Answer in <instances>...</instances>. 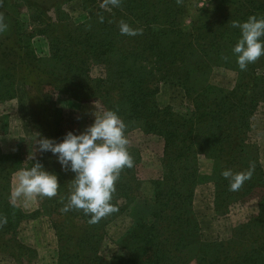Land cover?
Returning a JSON list of instances; mask_svg holds the SVG:
<instances>
[{"label": "trees", "instance_id": "obj_1", "mask_svg": "<svg viewBox=\"0 0 264 264\" xmlns=\"http://www.w3.org/2000/svg\"><path fill=\"white\" fill-rule=\"evenodd\" d=\"M195 1L120 0L113 7L105 0L108 9H104L95 0H80L88 16L77 25L62 14L52 20L44 15L45 9L37 10L38 21L31 29L17 25L18 36L22 29L28 39L42 35L49 45L47 56L35 60L32 68L25 66L38 71L36 83L43 90L40 94L29 84L32 88L26 94L30 122L39 138L59 141L64 135L59 129L62 122H72L64 120L49 99L56 89L79 101L96 102L102 112L115 111L126 125L125 133L138 128L160 136L163 172L150 181L151 196L144 202L134 166L122 169L112 199L117 211L91 223L81 209L61 210L75 174L63 170L56 157L43 153L26 161L18 152L0 147V218L6 219L0 224L1 255L19 264L24 257L33 258V249L18 236L19 226L44 215L55 234L54 264H264V172L259 147L244 137L254 97L264 91V75L252 72L263 56L241 71L232 53L240 37L232 22L264 16V0H219L217 13L211 15ZM186 18L191 20L187 24ZM121 21L141 31L134 36L121 34ZM9 49L0 44V101L15 97V81L23 86L29 82L30 70L13 75L7 66L3 57ZM93 63L101 65L103 73L92 76ZM214 66L236 72L231 89L208 81ZM162 82L183 88L192 108L189 116L158 108L154 94ZM43 120L51 124L48 133L41 128ZM199 158L209 162L203 173ZM35 160L57 174L60 186L56 196L36 198L37 208L24 213L8 201L9 180L13 172ZM250 165H254L251 178L238 191L230 190L222 172H243ZM208 181L217 215H229L243 202L257 199V211L230 228L225 240H202L192 210L196 185ZM125 212L133 222L116 241L117 252L108 251L106 227Z\"/></svg>", "mask_w": 264, "mask_h": 264}, {"label": "rangeland", "instance_id": "obj_2", "mask_svg": "<svg viewBox=\"0 0 264 264\" xmlns=\"http://www.w3.org/2000/svg\"><path fill=\"white\" fill-rule=\"evenodd\" d=\"M94 4L108 9L105 0H95ZM218 4L219 0L195 1V5L199 9H205L210 13L209 15L217 13L215 8ZM44 9V15L49 16L50 19L55 20L62 14L64 17L67 16V19L76 25L85 21L88 16V11L80 4V0H3V5L0 7V17H3L7 28L5 31L0 32V44L10 48L8 51L10 53L3 58L8 59L5 62L7 66L11 67L13 75V71L17 74L21 69L30 70L25 66H31L32 68V63L35 60L47 56L49 52L46 37L34 35L28 39L22 29H20L19 36L17 35V29H15L19 24H24L27 29H31L34 25L33 23L38 21L36 20L38 17L37 10L43 11ZM185 20L186 24L191 21L190 18H186ZM13 34L14 38H10ZM20 39L22 40L18 41ZM26 43L28 44L26 45ZM261 59L262 61L258 62L260 66L252 68V72L264 75V56ZM37 73L30 70L28 73L29 82H27L26 86L15 81V97L6 101H0V147L5 152H18L26 161L29 159L33 160V156L36 159L41 154L36 152V142L39 139V134L34 132L30 122L26 96L28 90L32 88L29 84L33 85L36 92L42 94L43 90L39 82L36 83ZM101 73H103L101 65L93 63L90 66V74L92 76H97ZM235 77L236 72L214 66L210 72L208 81L223 89H231ZM176 84L168 82L160 83L156 94H154V100L158 108L169 107L172 112L189 116L192 111L191 104L183 88ZM254 98L256 99V103L252 114L249 116L248 131L245 130L244 137L246 142L259 147V159L264 172V91ZM49 99L52 101L53 106L60 110L64 120L72 121L68 124L62 122V127L59 129L63 134H65L66 130H71L67 126H71L72 131L77 133L83 131L93 122L94 115L102 113L96 102L79 101L56 89L49 93ZM50 126L51 124L46 121L41 128L45 130V133H48ZM125 135L129 141L128 151L133 160H137L133 168L134 175L141 182L138 192L141 200L145 202L151 196L150 181L159 179L163 172L161 166L163 139L156 134L146 133L138 128L129 130ZM54 139L57 140V138ZM49 154L55 157L51 153ZM32 163L27 166H31ZM208 165V161L199 158L198 169L200 173H203L206 170L205 167ZM16 173L17 171L13 172L9 180L8 201L19 207L24 213L32 212L37 208V199L25 204L21 197L13 203L12 192L17 182ZM212 186V182L210 181L196 185L193 194L192 210L199 224V233L202 240H225L229 236L230 228L238 223L245 222L250 213L254 214L257 211V199L252 198L253 200H249L246 203L243 202V207H236V210H232L229 215H217L211 205L214 194ZM132 222V218L125 212L114 218L107 225L104 246L108 251H116V241L124 234ZM19 229L18 236L22 237L23 241L35 253L31 259L29 257L22 258L21 264L55 263V234L50 226L48 217L40 215L34 219H26V221L20 223ZM0 264L19 263L0 254ZM193 264H196V262L193 261Z\"/></svg>", "mask_w": 264, "mask_h": 264}, {"label": "clouds", "instance_id": "obj_3", "mask_svg": "<svg viewBox=\"0 0 264 264\" xmlns=\"http://www.w3.org/2000/svg\"><path fill=\"white\" fill-rule=\"evenodd\" d=\"M108 3L117 7L120 0H108ZM232 27L240 30L232 53L243 71L264 56V16L251 15L246 21H233ZM6 28L7 24L0 17V32ZM119 30L121 34L130 36L141 31L132 29L123 21ZM125 129L124 121L115 111L104 110L94 115L93 122L79 133L67 131L59 141L48 137L37 139L36 152L51 153L63 170L75 174L67 203L61 209L63 212L81 209L90 215L91 223H97L117 211L112 204L115 184L122 169L134 166ZM253 170L254 165H250L247 171L234 173L226 169L222 175L229 179L230 190L238 191L251 178ZM16 181L12 192L13 203L21 197L25 204L38 197L51 198L57 195L60 186L57 174L46 170L38 160L30 167L18 169ZM3 223H6V219L0 218V224Z\"/></svg>", "mask_w": 264, "mask_h": 264}]
</instances>
